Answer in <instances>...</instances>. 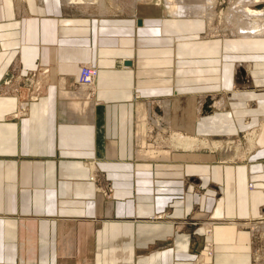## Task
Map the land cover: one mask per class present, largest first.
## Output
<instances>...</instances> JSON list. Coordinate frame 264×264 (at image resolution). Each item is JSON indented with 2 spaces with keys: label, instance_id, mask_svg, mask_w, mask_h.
<instances>
[{
  "label": "crops",
  "instance_id": "crops-1",
  "mask_svg": "<svg viewBox=\"0 0 264 264\" xmlns=\"http://www.w3.org/2000/svg\"><path fill=\"white\" fill-rule=\"evenodd\" d=\"M49 2L0 0V264H190L208 228L215 246L212 264H253L250 230L264 232V110L257 155L237 163L188 155L141 158L133 117L139 134L146 109L135 94L142 89L169 127L174 99L194 97L217 111L213 99L224 96L237 126L236 117L261 114V101L255 107L251 94L257 80L264 84V52L261 63L227 60L237 53L230 45L219 60L186 59L180 70L168 66L156 81L150 71L158 60L127 58L124 24L107 26ZM259 49L264 45L252 48V59ZM240 63H246V72ZM82 64L99 68L93 98L76 90ZM25 68H37L44 89L28 116L15 119L22 93L2 82L8 72L20 75ZM143 73L149 80L141 79ZM245 73L246 90L234 96L242 98L238 105L223 85L233 87ZM218 83L220 90L207 94L209 84ZM261 96L264 100V90ZM157 100L170 107L160 109ZM202 119L199 132H205ZM91 164L112 181L111 197L95 198ZM190 181L202 182L203 197ZM199 205L212 226L205 221L195 232L200 224L188 217ZM244 220L253 221L250 230ZM260 253L264 259V249Z\"/></svg>",
  "mask_w": 264,
  "mask_h": 264
},
{
  "label": "rangeland",
  "instance_id": "rangeland-1",
  "mask_svg": "<svg viewBox=\"0 0 264 264\" xmlns=\"http://www.w3.org/2000/svg\"><path fill=\"white\" fill-rule=\"evenodd\" d=\"M49 1L51 0H46L48 4L50 3ZM56 1L61 3L63 10L69 13L93 16L102 23H106L107 26L124 24L126 27L125 43L127 58L132 61L158 60L159 62H156L159 63L158 66L153 65L154 67L156 66V72H154L155 69L150 71L151 68H146V70L150 71V73L155 76L154 78H156V81H159L161 73L164 72L168 66H175V71L176 69L180 70L179 67L183 65L182 61L186 59H190L191 61L198 58L203 60H219L222 58L221 54H223L221 50L230 45L236 49L237 53L235 55H227V60L238 59L247 62H262V53L264 51L259 49L257 52L259 57L255 60L250 57L252 48L247 44L249 39L237 36V26L232 16V12H236L237 15H240L244 7L253 8V5H251L253 2L244 5V0H70L67 3L63 0ZM169 4H175L177 7L181 5L190 8H192V5L196 7L194 4H198L199 8H203V11H205L202 14L201 11L195 9L196 15L193 17L192 14H181V11H179V16L175 11L170 10ZM256 5V7H263L264 0H259V3ZM197 18L200 19V24L197 23ZM139 19L142 20L141 26L138 25ZM259 43L264 45V39H260ZM201 48L202 51H200ZM91 65L92 64H82L80 66L77 77L78 80L76 81V90L82 89L87 91L88 96L93 98L96 81H89L90 83L86 82L87 85H85V88H82V84H85L83 81L90 71L95 70L99 75L98 66L93 64L92 66L95 68H92ZM194 65L196 66V64ZM244 65H246V63H240V68L245 69L246 72L247 70ZM228 72V76H231L230 74H232V72L229 68ZM255 72L260 73V71ZM7 74H9L8 76L6 75L8 79L4 78L2 86L7 87L15 85L16 91L19 92L16 94L19 95L22 93L21 98L17 101V109L15 110L16 112L19 111L21 115L16 118L13 117L15 119L26 118L31 104L37 102L39 97L43 94L44 84L40 76L41 74L37 68H25L20 75H15V70ZM145 75L146 74L143 73L141 79L147 77L146 80H149V76ZM201 75L200 78L208 76L206 74ZM246 75V73L245 75L239 74L236 78V84L233 87L230 86L231 88L226 87L227 85H223L224 90H226L223 91L227 92V90H229L230 92H227L228 97H231V101L238 105L242 102V98H240V96H238V98L234 96L236 93L238 95V93L241 94L245 92L246 83L243 82L245 80L243 78L247 77ZM262 78L263 77L260 76V79ZM208 81L205 82L213 83ZM258 83L259 85L255 87V92H253L251 96L254 99L253 102L255 107L257 100L261 101V109L258 111L261 114L256 113L254 116L244 118H242V116L236 117L237 126L234 124L231 115L226 111V98L223 95V97L219 99H213L214 103H222L220 108H216L217 111L214 109H206V106L210 105L208 101L197 104V99L194 97L174 99L175 102L174 105H172L175 114L173 118L174 126L169 127L165 117H162L160 114L158 115V109H155V106L152 104H147L152 95L146 94L143 89L141 93L137 91L138 93L135 94V102L141 100L142 103H140L139 106L146 109V116L143 117L142 127L140 128L141 132H139V134L137 133V122L135 124L136 115L133 117L134 133L140 136L141 139V144L138 146L139 155L141 158L145 159H167L171 155H173L175 159H180L188 155L197 160L223 161L224 163H237L247 160L249 156L254 157L257 155L259 144H257L256 141V145L253 147L254 149L250 148L248 138L251 135L250 133L254 131H257L259 134L261 133L262 112L264 110V100H262L263 98L261 96L264 90V84H261V81L257 80L255 84ZM209 86L211 90H209L207 94L210 95L216 93L215 90L219 91L221 87L219 83L209 84ZM254 93L260 96H256ZM242 96L246 97V95L243 94ZM159 99H161V97H159ZM83 102L85 103L86 101L83 100ZM163 102L164 105L161 104ZM156 105L159 106L160 109L169 106V104L163 100H157ZM214 112H217L219 115L215 118L209 117L213 115ZM14 113L12 115H14ZM200 118H204L201 120V123L205 128V132H199ZM180 125H182L184 129L186 128L185 130L187 131H182L183 128H181ZM213 128L216 130H213ZM221 129H223V132L219 131ZM229 129L231 132H229ZM176 134L199 137L206 140L205 142L212 141L217 143L218 147L211 148L206 145L205 147L199 146L191 150H185L184 148L177 147L175 142L173 143L172 136ZM248 148L250 149L249 152H247L249 150ZM171 152H173V154H171ZM237 152H245V157H236L237 155L239 156ZM195 155L198 157H193ZM234 157L235 159L232 160ZM89 167L94 173L98 170V166L95 164H91ZM92 182L94 183L95 198L97 193H99L102 198L107 197V195L108 198L111 197L113 193L112 181L107 180L105 175L94 174ZM190 183L192 185L195 184L193 186L199 189L198 192L200 196L203 197L206 191L203 189L204 186L202 182L196 184L190 181ZM249 187H253L252 182L249 183ZM178 198L182 200L184 196L180 195ZM195 207L193 213L188 217V220L193 221L194 224H200V226L194 227V231L196 232L198 229H203V223L205 221L208 222H206V227H211L212 224L208 221L210 220L209 213L203 212V208L200 205ZM252 222L253 221L245 222L244 220L241 221V224L245 227H249L248 229L250 230V224ZM250 231L252 232L253 241H255L252 263L264 264V259L260 256V251L264 249V232L257 228L256 230L252 229ZM203 233L206 239L203 242L202 251L190 260V264H212L211 259L215 254V246L212 241L213 231L211 228H208L205 229ZM257 248L259 249L257 250Z\"/></svg>",
  "mask_w": 264,
  "mask_h": 264
},
{
  "label": "bare ground",
  "instance_id": "bare-ground-1",
  "mask_svg": "<svg viewBox=\"0 0 264 264\" xmlns=\"http://www.w3.org/2000/svg\"><path fill=\"white\" fill-rule=\"evenodd\" d=\"M41 1L46 2V0H41ZM63 1L67 3L70 0H63ZM251 2H253V4ZM247 3H251V5H253V8L244 7L240 15H237L236 12H232V16L234 17L235 25L237 26V30H236L237 36L244 38V39H249L247 44L251 48H256L257 46L260 45L259 40L264 39V6L256 7L257 6L256 4L259 3V0H244V5ZM194 5L196 7L192 5V8H190V7H184L181 5L177 7L175 4H171V5L169 4V8L171 11H175V13L179 16H180L179 11H181V14H192V17H193L194 15H196L195 9H198V11H201L203 14L205 10L203 11V8H199L198 4H194ZM197 20H198L197 23L200 24V21H199L200 19L197 18ZM91 67L95 68L92 65ZM97 75H98L97 71L94 70L93 72H91L90 75L88 76V78H90V82L96 81ZM83 82L85 84H82V88H85V85H87V83L85 81ZM212 104L214 105L213 108L215 109L220 108L222 106L221 102H217V103L213 102ZM213 130H216V129L213 128ZM219 131L223 132V129ZM250 134L251 135L248 138V140L250 142V148H253L256 145V139L259 133L257 131H254L253 133H250ZM172 141L173 143L175 142L177 147L184 148L185 150L187 149L191 150L192 148L199 147V146L205 147L206 145H208L211 148L218 147L217 143L215 142H212V141L205 142L206 140H203L199 137H190V136H186L183 134H176L175 136H172ZM249 151L250 149L247 152ZM238 154L239 156L237 155L236 157L242 158V157H245L244 154L246 153L240 152ZM233 159H235V157L232 158V160Z\"/></svg>",
  "mask_w": 264,
  "mask_h": 264
},
{
  "label": "water",
  "instance_id": "water-1",
  "mask_svg": "<svg viewBox=\"0 0 264 264\" xmlns=\"http://www.w3.org/2000/svg\"><path fill=\"white\" fill-rule=\"evenodd\" d=\"M138 25H139V26L142 25V20H141V19L138 20ZM125 64H126V65H132V62H131V61H126Z\"/></svg>",
  "mask_w": 264,
  "mask_h": 264
},
{
  "label": "built area",
  "instance_id": "built-area-1",
  "mask_svg": "<svg viewBox=\"0 0 264 264\" xmlns=\"http://www.w3.org/2000/svg\"><path fill=\"white\" fill-rule=\"evenodd\" d=\"M94 71V70H93ZM93 71H90L89 74L87 75L86 79L84 80L85 82H89L90 81V78H88V76L90 75L91 72Z\"/></svg>",
  "mask_w": 264,
  "mask_h": 264
}]
</instances>
